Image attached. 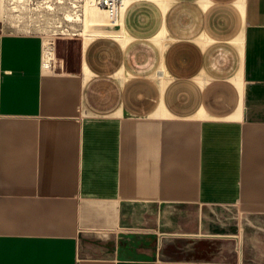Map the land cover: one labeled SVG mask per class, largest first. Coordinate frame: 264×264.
Returning <instances> with one entry per match:
<instances>
[{"label":"crops","instance_id":"obj_1","mask_svg":"<svg viewBox=\"0 0 264 264\" xmlns=\"http://www.w3.org/2000/svg\"><path fill=\"white\" fill-rule=\"evenodd\" d=\"M123 12L59 72L0 10V264H264V0Z\"/></svg>","mask_w":264,"mask_h":264},{"label":"rangeland","instance_id":"obj_2","mask_svg":"<svg viewBox=\"0 0 264 264\" xmlns=\"http://www.w3.org/2000/svg\"><path fill=\"white\" fill-rule=\"evenodd\" d=\"M86 1L2 0V10L8 30L36 33L42 37L43 42L45 40L50 41L49 57H46L45 50L43 52V62H47L46 69L59 72H77L79 71L81 49L83 48V35L79 33L83 24L81 19H65V14L70 13L71 16H74L78 13L82 16V9ZM143 1L145 0H128L129 4L126 8L135 2ZM121 15L122 13L118 18L122 17ZM108 27L107 24L103 26V28ZM95 30H97L96 26H88V33H92L91 36H93L91 40L98 36L111 34L105 31L100 35ZM92 241L95 242V240ZM82 247L88 252H93L91 245L86 246L84 244Z\"/></svg>","mask_w":264,"mask_h":264},{"label":"bare ground","instance_id":"obj_3","mask_svg":"<svg viewBox=\"0 0 264 264\" xmlns=\"http://www.w3.org/2000/svg\"><path fill=\"white\" fill-rule=\"evenodd\" d=\"M155 1L159 3L161 10L165 11V9L167 7V1L168 0H155ZM127 2H128V0L124 1L123 5H122L121 13L123 12V10L128 5L129 2L128 3ZM2 4H3L2 0H0V10L2 9ZM82 10H83L81 13L82 16H80L78 13L75 14L74 16H71L70 13H66L65 19H68V20L81 19L82 24H83V28L79 33L83 35V39H84L83 40V48L93 38V36H91L92 33H88V26L89 25H94L97 27V30H95L97 34L104 33L105 31H107V32L111 33L109 35H112V37H114L115 39H117L121 43H124L128 39L127 35L124 32V26H123L121 17L117 18V20H111L108 16L107 11L103 7H101L99 5H95L90 0H87L85 2V6ZM106 24L109 27L103 28V26ZM49 44H50V41H48V40H45L43 42V45L45 48L44 50L46 51V57H49V53H50V51H48L50 48ZM45 62L46 61H44V65L47 66V62L46 63Z\"/></svg>","mask_w":264,"mask_h":264},{"label":"water","instance_id":"obj_4","mask_svg":"<svg viewBox=\"0 0 264 264\" xmlns=\"http://www.w3.org/2000/svg\"><path fill=\"white\" fill-rule=\"evenodd\" d=\"M221 211L219 210H212V211H208L207 209H205L204 211V216H205V223L207 224L209 222L210 219L208 218H211V219H215V221H220L221 220ZM231 215H232V212H230ZM206 227H203L202 230H205ZM162 232L160 234V237H159V244L162 246L159 253H158V256L161 258V259H164V260H167L169 259V255L165 253V248L167 247V244L169 243V241H175V237H172V236H169L167 235L166 233H164V231H161ZM121 257H123L124 255L121 254L120 255Z\"/></svg>","mask_w":264,"mask_h":264},{"label":"built area","instance_id":"obj_5","mask_svg":"<svg viewBox=\"0 0 264 264\" xmlns=\"http://www.w3.org/2000/svg\"><path fill=\"white\" fill-rule=\"evenodd\" d=\"M95 5L103 7L111 20H117L121 14L122 5L125 0H90ZM236 249L240 250V244L237 243Z\"/></svg>","mask_w":264,"mask_h":264}]
</instances>
